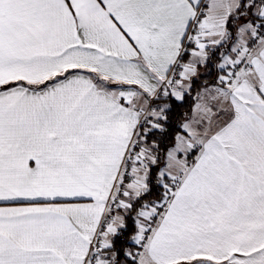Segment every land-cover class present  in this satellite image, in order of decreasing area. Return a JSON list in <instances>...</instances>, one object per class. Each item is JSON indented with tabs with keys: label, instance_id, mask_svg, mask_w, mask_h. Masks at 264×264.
Segmentation results:
<instances>
[{
	"label": "snow or ice",
	"instance_id": "6c2138e0",
	"mask_svg": "<svg viewBox=\"0 0 264 264\" xmlns=\"http://www.w3.org/2000/svg\"><path fill=\"white\" fill-rule=\"evenodd\" d=\"M0 264H264V0H0Z\"/></svg>",
	"mask_w": 264,
	"mask_h": 264
}]
</instances>
